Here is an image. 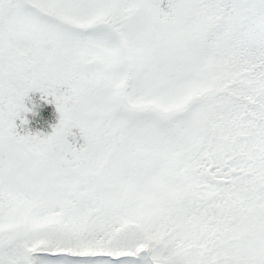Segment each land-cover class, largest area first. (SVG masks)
<instances>
[{
	"label": "snow or ice",
	"instance_id": "6c2138e0",
	"mask_svg": "<svg viewBox=\"0 0 264 264\" xmlns=\"http://www.w3.org/2000/svg\"><path fill=\"white\" fill-rule=\"evenodd\" d=\"M0 264H264V0H0Z\"/></svg>",
	"mask_w": 264,
	"mask_h": 264
},
{
	"label": "trees",
	"instance_id": "16d2710c",
	"mask_svg": "<svg viewBox=\"0 0 264 264\" xmlns=\"http://www.w3.org/2000/svg\"><path fill=\"white\" fill-rule=\"evenodd\" d=\"M29 97L31 99H29ZM25 103L29 107H33L35 112L26 113L28 116V123L23 127H18V131H40L43 133L50 132L52 130V125L58 121L59 113L57 112L55 105L48 103L46 100L41 98V93L37 91H30L28 97L25 98ZM19 118L17 119V124L19 125ZM77 132L75 140L77 143H81L83 138L79 136L78 129H73ZM73 139L72 137H69Z\"/></svg>",
	"mask_w": 264,
	"mask_h": 264
}]
</instances>
